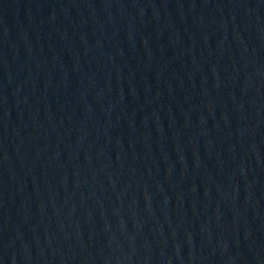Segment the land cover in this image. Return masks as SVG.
<instances>
[{
    "label": "water",
    "instance_id": "95a60500",
    "mask_svg": "<svg viewBox=\"0 0 264 264\" xmlns=\"http://www.w3.org/2000/svg\"><path fill=\"white\" fill-rule=\"evenodd\" d=\"M0 264H264V0H0Z\"/></svg>",
    "mask_w": 264,
    "mask_h": 264
}]
</instances>
